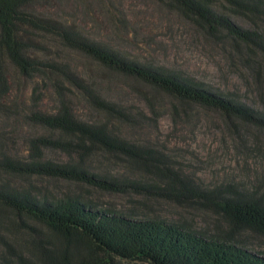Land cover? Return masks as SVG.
<instances>
[{
    "label": "rangeland",
    "instance_id": "374dc122",
    "mask_svg": "<svg viewBox=\"0 0 264 264\" xmlns=\"http://www.w3.org/2000/svg\"><path fill=\"white\" fill-rule=\"evenodd\" d=\"M210 3L214 11L237 24L255 27L248 13L228 0ZM29 9L75 24L86 36L132 60L164 66L201 80L213 90L264 111V57L248 50V44L225 30L213 32L176 0H34ZM43 40L49 44L46 54L65 62L97 92L124 107L131 120L110 115L72 86L66 89V95L77 116L91 122H106L113 132L156 152L166 166L179 170L203 188L232 186L264 204V126L230 116L218 108L181 100L66 46L53 35L44 34ZM248 51L253 60L248 59ZM257 70H261V76ZM8 75L11 90L4 99L8 109L0 114V156L8 154L30 161L32 139L65 135L32 121L30 111H56L60 98L52 83L44 81L41 74L25 75L8 63ZM42 155L43 159L59 163L80 162L76 153L55 146L44 147ZM80 163L89 172L132 180L145 188L114 191L81 180L5 169H0V183L39 199L75 196L137 217L173 221L264 253V231L237 227L220 208L203 199L165 195L157 190L165 180L147 165L102 147L88 152ZM0 215L4 220L0 232L17 249L35 258L36 253L27 243L32 233L30 226L44 231L46 227L31 216L8 209L0 211ZM6 245L0 239V251L7 253ZM12 256L16 258V252Z\"/></svg>",
    "mask_w": 264,
    "mask_h": 264
},
{
    "label": "trees",
    "instance_id": "16d2710c",
    "mask_svg": "<svg viewBox=\"0 0 264 264\" xmlns=\"http://www.w3.org/2000/svg\"><path fill=\"white\" fill-rule=\"evenodd\" d=\"M176 1L213 32L225 30L233 38L248 44V50L264 57V0H228L248 13L255 24L251 28H245L225 14L214 11L210 0ZM33 2L0 0V114L8 109L4 99L11 90L8 63H13L23 74H41L44 81L55 87L60 98L58 110H31L29 117L65 135L32 139L30 161L5 154L0 156V169L76 179L114 191H125L127 187L145 188L132 180L123 181L89 172L80 163L88 152L102 147L153 168L165 180L163 186L157 189L165 195L203 199L220 208L237 227L264 231V204L258 198L234 190L232 186L226 189L203 188L179 170L166 166L156 152L113 132L106 122H91L77 116L66 95V89L72 86L84 92L96 106L110 115L131 120L124 107L97 92L85 77L65 62L46 54L49 44L43 40V35H53L66 46L78 49L110 68L140 78L181 100L218 108L230 116L259 126H264L263 110L213 90L201 80L164 66L132 60L86 36L75 24L30 10ZM248 59H252L249 51ZM257 74L261 76V70H257ZM47 146L76 153L80 162L59 163L43 159L42 150ZM5 209L31 216L44 225L46 231L30 226L32 233L27 243L37 258L17 249L0 232V239L7 244V253L0 251V264H264V253L233 241L207 236L173 221L137 217L99 207L75 196L58 200L39 199L0 183V211ZM3 221L0 215V224ZM15 252L16 258L12 256Z\"/></svg>",
    "mask_w": 264,
    "mask_h": 264
}]
</instances>
